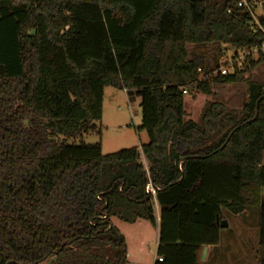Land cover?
<instances>
[{"label":"trees","instance_id":"1","mask_svg":"<svg viewBox=\"0 0 264 264\" xmlns=\"http://www.w3.org/2000/svg\"><path fill=\"white\" fill-rule=\"evenodd\" d=\"M249 21L234 0H0V264H127L113 218L158 228L153 264H201L223 208H257L264 247V82L238 112L184 109L189 91L237 81L187 45L264 65V4L261 28ZM107 86L139 99L148 141L66 144L101 119Z\"/></svg>","mask_w":264,"mask_h":264},{"label":"rangeland","instance_id":"2","mask_svg":"<svg viewBox=\"0 0 264 264\" xmlns=\"http://www.w3.org/2000/svg\"><path fill=\"white\" fill-rule=\"evenodd\" d=\"M260 13V11H257ZM190 55L203 56L212 76L216 68L223 66L235 72L237 81L234 83H214L209 95L197 92L195 89L184 96L185 119L199 122L202 110L210 102H220L226 109L240 111L247 98V83L249 81L264 82V65L245 71L239 58L234 62V49L229 46L187 45ZM255 58V53L253 54ZM241 68L238 71L235 68ZM217 66V67H216ZM236 70V71H235ZM141 124L139 99L131 98L124 90L111 86L104 88L102 115L99 121L93 123V128L81 136L65 138L68 145L81 143H100L102 154H110L123 149L138 147L148 141L144 130H138ZM227 227L220 228L219 240L212 252L208 264H260L264 260V247L259 244V210L246 208L239 214H233L222 209ZM114 226L126 240L130 257L128 264H152L156 257L158 240L157 227L149 222L138 220L135 223H125L112 219ZM141 247V250H140Z\"/></svg>","mask_w":264,"mask_h":264},{"label":"built area","instance_id":"3","mask_svg":"<svg viewBox=\"0 0 264 264\" xmlns=\"http://www.w3.org/2000/svg\"><path fill=\"white\" fill-rule=\"evenodd\" d=\"M237 7L242 8L245 10L249 16H250V21L249 23L252 26H256L261 28L260 23H259V18L261 17L262 14V6L264 4V0H234ZM260 11L258 13L257 11ZM251 51H246V50H241L239 53L240 55L238 56L240 59L244 58L245 55L250 54ZM235 56V55H234ZM236 56L234 57V62L238 61ZM231 69V68H230ZM230 69L220 66L216 69V72L222 76L228 75L230 73ZM185 93V92H184ZM146 191H149L152 195H154L155 190L151 185L146 186ZM158 260H161V258H158Z\"/></svg>","mask_w":264,"mask_h":264},{"label":"crops","instance_id":"4","mask_svg":"<svg viewBox=\"0 0 264 264\" xmlns=\"http://www.w3.org/2000/svg\"><path fill=\"white\" fill-rule=\"evenodd\" d=\"M157 230H158V228H157ZM214 249H215V246H212V245L201 246L199 248V250L197 251V260H198V262L201 263V264H208V260H209V258L211 256L212 252L214 251ZM140 250H141V247H140ZM129 257H130V253H129V249H128V246H127V264H128ZM155 259H156V257H155Z\"/></svg>","mask_w":264,"mask_h":264},{"label":"water","instance_id":"5","mask_svg":"<svg viewBox=\"0 0 264 264\" xmlns=\"http://www.w3.org/2000/svg\"><path fill=\"white\" fill-rule=\"evenodd\" d=\"M216 221L221 228L227 227V222L224 219L218 220L217 218Z\"/></svg>","mask_w":264,"mask_h":264}]
</instances>
